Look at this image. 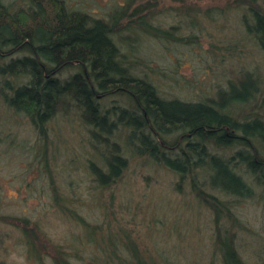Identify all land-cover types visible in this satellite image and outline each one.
I'll return each mask as SVG.
<instances>
[{"label": "rangeland", "instance_id": "rangeland-1", "mask_svg": "<svg viewBox=\"0 0 264 264\" xmlns=\"http://www.w3.org/2000/svg\"><path fill=\"white\" fill-rule=\"evenodd\" d=\"M2 2L14 8L24 3ZM72 2L96 14H111L122 4L129 14L141 7L139 15L150 26L172 34L162 38L145 33L137 16H125L113 35L135 75L150 80L161 97L205 102L249 73L257 90L249 103L232 105L229 113L239 122L264 121V48L246 33L243 20L249 14L238 0ZM4 92L9 94L0 84V264H55L60 256L72 264H129L127 252L119 258L111 254L109 236L121 249L131 241L149 263L221 264L216 242L225 228L244 264H264V197L246 163L237 159L239 151L247 152L245 147H206L210 155L230 160L252 190L247 197L214 192L197 171L198 185L226 202L233 214L216 221L213 210L194 192L191 177L181 178L162 160L133 153L127 129L120 126L108 143H99L75 110L65 114L59 108L44 124L42 137L28 116L5 102ZM98 103L110 119L132 106L120 94ZM179 134H163L162 139L166 145L178 141L184 147ZM113 142L126 167L118 180L101 187L93 181L89 164L104 167L102 155ZM24 225L33 229L34 246L23 233Z\"/></svg>", "mask_w": 264, "mask_h": 264}, {"label": "trees", "instance_id": "trees-1", "mask_svg": "<svg viewBox=\"0 0 264 264\" xmlns=\"http://www.w3.org/2000/svg\"><path fill=\"white\" fill-rule=\"evenodd\" d=\"M22 1V5L14 8L0 0V84L9 92L3 94L5 102L28 116L42 137L44 124L59 108L65 114L69 108L75 110L90 127L91 138L99 143H108L107 138L121 126L128 131L126 142L133 153L162 160L165 167L181 178L190 176L194 192L213 210L216 221L233 214L226 202L198 185L197 171L206 177L214 192L250 196L251 187L231 161L210 155L206 148L237 144L247 150L239 151L237 159L246 163L264 197V121L252 118L239 122L229 113L232 105L249 103L257 90V82L249 73L237 82H229L226 89H219L213 99L205 102L168 100L158 94L150 80L135 75L131 63L126 62L113 40L125 16H137L145 33L162 38L172 36L169 31L150 26L146 16L139 15L141 7L129 14V7L122 4L111 14H96L71 0ZM238 3L247 6L249 16L243 20L246 33L264 48V0H238ZM67 69L73 72L60 77ZM110 94H120L132 104L129 109H120L114 119H110L107 111L103 113L98 103ZM171 132L180 133L184 147H170L173 150L161 147V142L167 144L162 135ZM103 133L106 136L101 137ZM175 145L177 141L170 144ZM109 146L101 158L104 167L89 164L93 181L101 187L113 184L126 167L118 145L113 142ZM74 216L84 224L79 215ZM27 230L24 225L23 233L34 246L30 239L33 229ZM124 236L125 240L129 237L125 233ZM123 244L125 248L121 249L111 236L108 238L113 256L119 258L121 252H127L129 264H156L141 259L131 241ZM216 246L221 264H244L229 229L218 235ZM55 260V264H72L63 256ZM162 264L174 263L164 259Z\"/></svg>", "mask_w": 264, "mask_h": 264}, {"label": "flooded vegetation", "instance_id": "flooded-vegetation-1", "mask_svg": "<svg viewBox=\"0 0 264 264\" xmlns=\"http://www.w3.org/2000/svg\"><path fill=\"white\" fill-rule=\"evenodd\" d=\"M182 138V136H180V139ZM185 144V143H184ZM179 146V143H178V141H177V145H175V146H170V145H166V144H162V142H161V147H165L166 149H168V150H173L174 148H170V147H178Z\"/></svg>", "mask_w": 264, "mask_h": 264}]
</instances>
